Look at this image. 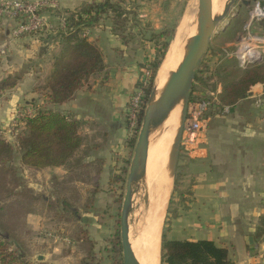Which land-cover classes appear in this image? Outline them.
<instances>
[{
  "label": "crops",
  "instance_id": "0c3cea01",
  "mask_svg": "<svg viewBox=\"0 0 264 264\" xmlns=\"http://www.w3.org/2000/svg\"><path fill=\"white\" fill-rule=\"evenodd\" d=\"M55 1L59 10L46 12L51 21L56 20V14L72 12L84 3L99 0ZM14 27L13 23L0 20V129L3 132L11 128L23 108L37 110L42 105L38 89L50 75L53 57L59 50L58 42L50 37L14 38ZM109 29L106 24L105 32ZM96 32L100 30L96 28L89 33V40L96 41L100 49ZM119 50L124 54L104 58V72L92 76L72 100L49 107L78 125L81 145L66 166L40 171L23 169L47 174L44 183L56 185L64 202L72 206L68 211L74 213L79 196L73 194V185H96V188L122 185L119 181L125 180L132 158L134 145L130 143L132 135L126 116L142 67L130 55L131 50L126 52L122 46ZM261 89L262 86L256 85L250 92L258 93ZM218 92L221 93V88ZM18 125L21 130L23 125L20 122ZM164 148V143L154 147L149 157L153 164L166 162ZM177 170L182 176L180 184L193 186L186 211L171 220V239L215 243L229 251L230 264H264V241L255 239L259 219L264 218V108H255L247 97L231 110L206 118L201 141L189 151L181 148ZM162 181V185H167ZM27 231L22 241L32 264H68L75 256L82 264H110L108 256L102 253L108 247L102 248L85 228L79 227L71 233V247L65 244L51 247L50 242L40 239L33 242L28 228ZM249 237L253 238L252 245Z\"/></svg>",
  "mask_w": 264,
  "mask_h": 264
},
{
  "label": "trees",
  "instance_id": "16d2710c",
  "mask_svg": "<svg viewBox=\"0 0 264 264\" xmlns=\"http://www.w3.org/2000/svg\"><path fill=\"white\" fill-rule=\"evenodd\" d=\"M134 3L135 0H100L84 3L76 10L63 14L65 32L51 35L52 37L50 34L44 35L45 38L50 37L57 41L59 50L53 57L50 75L44 86L38 89L42 105L37 110L34 109L33 116L19 119L23 128L15 135L14 144L0 136V264H32L27 259L28 251L22 238L28 233L26 217L35 213L40 199L26 189L22 171L64 167L79 149L81 139L77 135V123L49 107L67 104L92 76L101 74L106 69L102 51L96 41L89 40V33L102 23H110V33L117 37L120 45L126 48V52L137 51L131 49L132 44L139 45L138 49L139 47L143 49V43L147 41L153 54V58L147 60L144 66L147 76H143V80L136 85V89L142 92V105L136 116L137 129L130 141L131 146L135 144V135L139 129L143 109L175 27L156 31L148 24H141L136 18L138 12ZM129 8H132V11ZM114 52L117 56L124 54L119 49ZM205 68L208 77L204 79L198 77L199 71L196 72L190 103L208 100L205 95L201 98L194 96L196 86L202 89L207 82L215 79L221 88L217 104L210 106L205 118L219 116L225 109L231 110L247 98V94L254 86L260 85L264 88L262 61L239 69L236 62L229 59L215 64L211 70L209 67ZM181 180L182 176L178 170L162 229L160 264H230L229 251L215 243L171 239V220L179 217L180 212L186 211L187 200L191 197L193 186L187 185L183 191ZM119 182L124 183V178ZM70 207L72 206L67 201L64 202L65 211ZM255 239L264 241V218L259 219ZM110 243L111 247L107 252L110 264H122L118 246L114 241Z\"/></svg>",
  "mask_w": 264,
  "mask_h": 264
},
{
  "label": "rangeland",
  "instance_id": "374dc122",
  "mask_svg": "<svg viewBox=\"0 0 264 264\" xmlns=\"http://www.w3.org/2000/svg\"><path fill=\"white\" fill-rule=\"evenodd\" d=\"M10 1H14V0H10ZM241 1L242 0H236V4L234 8L231 10L230 15L233 16V18L232 19L228 18L224 23H222L219 26L218 31H221L225 29L224 25L226 24V22L227 21L229 22V26L223 32L215 36V38L212 40L208 53H206L201 63V65L202 64L203 65L202 66L200 65L197 70L199 71L198 77H203L204 79L208 75V73L205 71L206 70L205 67L207 68L209 67L211 70L215 64L223 63L225 60L230 59L228 57L231 55H233L232 60L236 62L235 54L237 53V50H238L239 39L243 37V34L245 33L246 25L249 23V14L251 12V6H252L250 4L247 7L241 6L240 8H237V6L240 5ZM191 2H194V5L195 3L197 5V0H135L134 5L137 6L136 11L138 12L136 14L137 15L136 18L139 22H141V24L143 25L148 24L151 29H154L156 31L162 30L165 28H170L172 26H174L175 29L176 27L178 29L179 24L181 23L188 9V6ZM125 8L128 9L126 5H125ZM129 10L132 11V8H129ZM196 13L192 21L190 22V27L187 32V35L190 32L191 27L193 30L195 28ZM41 15L48 19V15L46 12L43 11ZM106 24L109 27H111L110 23L108 22L102 23L97 28L98 31L100 30V32L95 33V36H97L99 39L98 41L99 47L103 53L104 58H108L109 55H115L114 51L121 47L120 41L117 39L116 36L110 33V30L105 32ZM177 29H176V32H177ZM248 32L252 36L253 35H259L261 37L264 36V29H259L255 22H253L250 25ZM50 37L52 36L50 35ZM171 43L172 41L170 42L169 47L166 51L167 53L168 51H170ZM130 46H131V49H137L136 53L138 52L139 54L136 56L135 54H133L135 53L134 51L132 50L130 51V55L132 57H136L139 65H141L142 67V72H141L142 74L140 77L141 79L139 78L138 80V83H139L140 80L141 81L143 80V76H146L145 75L146 71L144 69V66L146 64L145 60H148V61L151 60L153 58V54L151 53L150 44L147 41L143 43V47H144L143 49H140V47L138 49L137 47L139 45L132 44ZM166 55L163 58L164 60L161 61L159 69L156 73L155 84L159 81L158 74H159V71H161L162 66L165 64L164 62L166 59ZM173 69H176V63ZM167 78L168 77H165L162 81H160L161 85L163 83L164 84L166 83ZM214 82L217 84L215 85ZM219 86L220 85L218 84V82H216L215 79H212L210 82H207L205 87L202 89L197 88L199 86H196V90L194 91V96L197 98H201L203 97V95L206 96V94L209 91H212V90L215 91L216 89L220 88ZM160 90L161 89L158 88V91ZM137 91L138 90L135 87L134 91H132L129 104H128V108H127L126 123H127L128 131L130 132L131 135L134 134L133 132L135 131V129H137L136 124L134 123L133 119H131V115L129 114V112H131L130 105L133 103V96L135 95ZM24 109L26 108H23L22 110ZM167 127L168 129L160 133L162 137H160L158 140L155 141L154 147L158 143H164L165 147L167 146L166 151L168 155L169 148H170L173 135H174V129L172 125H167ZM10 129H8V131H4L6 136L3 138L7 140L8 142H13L14 139L12 137H14L17 133L9 132ZM16 130L17 132L20 130L19 125L17 126ZM137 132L135 135V139L137 138ZM153 138H155V135ZM150 166H151V158H149V161H148V170ZM177 172L178 170L176 169V173ZM22 175H23V181H24V185L26 189L31 191L33 194H35L40 199V202L38 203V206L35 210L36 213L28 216L26 219L27 226H28L27 228L30 232V238L31 240H33V242L45 240L51 243V244L49 243V246L51 247H54V246L58 247L60 244H65L66 246L71 247L72 246V241L70 238L71 233H73L74 231H77L79 227L85 228L88 231V234L93 235L92 236L93 239L96 240L98 244H101L103 246L102 248L108 247L107 251L105 249L102 252L104 254L103 256L105 257L106 255L107 256L109 255L107 252L109 251L111 247L110 242L114 241L119 248V251H120L119 257L122 263L121 247H120L119 218H120L121 204H122V200L124 197V191H125V182L122 183V185H99V187L97 188H96V185H73L72 186L74 187L72 191L73 194L79 196L77 197L78 203L76 205V209L74 213L72 211H65L62 208V206H64L63 196H61L58 193V190L55 189L56 185H46L47 183L46 184L44 183L46 182L45 175L47 174L43 172H33L30 170H24L22 172ZM147 185H148V180H147ZM181 185H183V183ZM186 186L187 185H183V188L181 189H183L184 191ZM147 190L148 189L146 187V191ZM173 191L174 190L172 189V181H171L170 190L167 196V201L171 198ZM141 195L142 194L140 191L135 192V196L133 200V212L131 213L130 219H129L130 232H132V227H133V223L135 219L134 215L136 214V206L139 205L141 201ZM167 201H166V204L163 210L162 221H161L160 230H159V238L161 235V227L163 229L165 225V221H166L165 218L167 215L166 212L168 208ZM163 219H164V222H163ZM162 222H163V225H162ZM65 225L67 228V232H66ZM167 225H168V222L166 224V227ZM170 233H172L171 230H170ZM159 243H160V239H159ZM77 259L78 257L75 256V258L73 260H70L68 264H82L81 262L79 263Z\"/></svg>",
  "mask_w": 264,
  "mask_h": 264
},
{
  "label": "water",
  "instance_id": "95a60500",
  "mask_svg": "<svg viewBox=\"0 0 264 264\" xmlns=\"http://www.w3.org/2000/svg\"><path fill=\"white\" fill-rule=\"evenodd\" d=\"M254 1L255 0H242L237 8H240L241 6L247 7ZM235 4L236 0H228L222 12L217 16H213L211 1L197 0L195 28L193 30L192 37L182 48L181 58L176 69L169 73L166 83L160 91H158L156 87L155 79L153 81L152 90L147 98L142 112L137 138L133 147L132 158L125 178V191L119 218L122 264H138L134 260L133 253L129 245V218L133 212V200L136 191H140L142 193L140 203L146 205L145 209L147 211V195H144V193L146 191V163L149 145L153 140H155L170 117L175 113L177 115V123L165 165L168 177L172 181L173 189L174 178L181 151V141L187 118V109L190 104V95L196 72L202 63L204 56L208 53L212 40L229 26V22L227 21L224 25L225 29L218 31V28L222 23H224L228 18H233L230 14ZM176 29L172 35L171 41H174L175 39ZM163 60L164 59H162V61ZM251 96L252 94L249 92L247 97L250 98ZM154 135L155 138H153ZM169 200L167 201V205L169 204ZM248 242L252 245L253 238L249 237ZM38 260L41 261V257H39Z\"/></svg>",
  "mask_w": 264,
  "mask_h": 264
},
{
  "label": "built area",
  "instance_id": "2783aa9c",
  "mask_svg": "<svg viewBox=\"0 0 264 264\" xmlns=\"http://www.w3.org/2000/svg\"><path fill=\"white\" fill-rule=\"evenodd\" d=\"M249 23L246 25L243 37L239 39L238 50L235 54L237 65L241 69L247 68L257 62L264 61V36L251 35L248 32L250 25L255 22L259 29H264V0H255L251 3ZM56 13L58 11L55 0H45L36 2L25 1H5L0 0V20L11 22L15 25L12 36L19 38L24 35L44 36L54 35L66 31V23L63 14H56V20L51 21L41 15L42 12ZM232 60L233 55L229 56ZM229 60V59H228ZM147 76V72H145ZM144 84V83H143ZM219 89V88H218ZM209 91L206 96L207 101H195L188 105L187 118L183 131L181 148L185 151L192 149L195 143H199L206 128L205 114L212 104H217L219 92ZM142 92L137 91L133 96V103L130 105L131 119L136 124V116L142 105ZM255 108H264V88L258 93H252L250 97ZM35 111L32 108L21 110L17 113V119L12 124L9 132L17 133L19 119L24 116H33ZM130 119V120H131ZM0 129V136H3Z\"/></svg>",
  "mask_w": 264,
  "mask_h": 264
},
{
  "label": "bare ground",
  "instance_id": "6f19581e",
  "mask_svg": "<svg viewBox=\"0 0 264 264\" xmlns=\"http://www.w3.org/2000/svg\"><path fill=\"white\" fill-rule=\"evenodd\" d=\"M212 15H219L224 9L225 4L228 0H210ZM197 12V5L191 2L188 9L179 24L176 32L174 41L170 45V51H168L165 59V64L162 66L161 71H159L158 78L159 81L156 83L157 89L164 86L161 82L165 77H168L169 72L175 69L181 58V52L184 45L192 37L193 29L191 27L190 32H187L190 27V22L192 21L195 13ZM187 35V36H186ZM184 39V40H183ZM182 42V43H181ZM157 81V80H156ZM177 123V115L174 113L168 122L165 124L163 129L159 132L155 140H153L149 145L148 158L146 163V187L149 189V197L147 196L148 207L147 211L145 209L146 205L139 203L136 206V214L132 232L129 230V245L133 253L134 260L138 264H159V230L162 221L163 210L167 201V196L170 190L171 180L165 169L166 162H161L159 165L153 164L151 161V166L148 170V161L152 149L154 147L155 141L158 140L162 135L160 133L168 129L167 125H172L175 130ZM167 147V146H166ZM164 148L163 155L167 156V148ZM162 155V156H163ZM147 171H148V185H147ZM163 179V181H162ZM167 179V180H166ZM163 184L167 185H162ZM142 194V193H141ZM148 194V190L145 191L144 195ZM135 206V205H134ZM134 218V217H133ZM130 219V218H129Z\"/></svg>",
  "mask_w": 264,
  "mask_h": 264
}]
</instances>
